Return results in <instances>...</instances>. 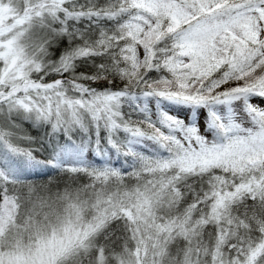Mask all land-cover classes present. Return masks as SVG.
<instances>
[{"label":"snow or ice","instance_id":"1","mask_svg":"<svg viewBox=\"0 0 264 264\" xmlns=\"http://www.w3.org/2000/svg\"><path fill=\"white\" fill-rule=\"evenodd\" d=\"M0 264H264V0H0Z\"/></svg>","mask_w":264,"mask_h":264}]
</instances>
